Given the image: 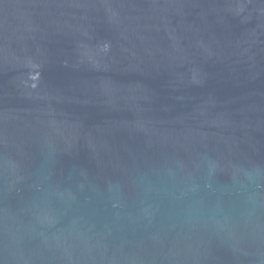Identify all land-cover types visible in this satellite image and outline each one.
I'll list each match as a JSON object with an SVG mask.
<instances>
[{"label":"water","instance_id":"1","mask_svg":"<svg viewBox=\"0 0 264 264\" xmlns=\"http://www.w3.org/2000/svg\"><path fill=\"white\" fill-rule=\"evenodd\" d=\"M0 264H264V0H0Z\"/></svg>","mask_w":264,"mask_h":264}]
</instances>
